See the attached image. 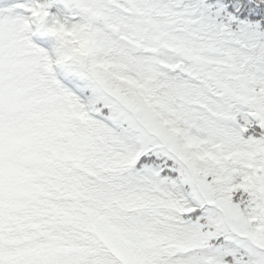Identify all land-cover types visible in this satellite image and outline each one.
<instances>
[{
    "label": "snow or ice",
    "instance_id": "6c2138e0",
    "mask_svg": "<svg viewBox=\"0 0 264 264\" xmlns=\"http://www.w3.org/2000/svg\"><path fill=\"white\" fill-rule=\"evenodd\" d=\"M0 264H264V0H0Z\"/></svg>",
    "mask_w": 264,
    "mask_h": 264
}]
</instances>
